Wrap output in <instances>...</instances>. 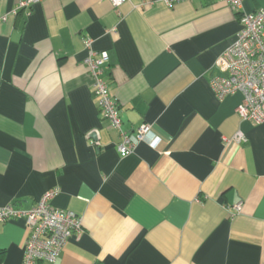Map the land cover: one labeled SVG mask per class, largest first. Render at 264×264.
<instances>
[{
	"label": "crops",
	"instance_id": "1",
	"mask_svg": "<svg viewBox=\"0 0 264 264\" xmlns=\"http://www.w3.org/2000/svg\"><path fill=\"white\" fill-rule=\"evenodd\" d=\"M21 1L0 0V207L57 188L53 205L83 219L55 263L37 264H264V124L210 85L240 13L219 0H41L15 15ZM85 38L109 55L122 129L151 125L157 149L118 153ZM26 236L24 221L0 223V264H23Z\"/></svg>",
	"mask_w": 264,
	"mask_h": 264
},
{
	"label": "built area",
	"instance_id": "2",
	"mask_svg": "<svg viewBox=\"0 0 264 264\" xmlns=\"http://www.w3.org/2000/svg\"><path fill=\"white\" fill-rule=\"evenodd\" d=\"M41 0H22L19 8L29 9ZM129 0H111L115 7H121ZM187 0H165L169 6ZM240 13V30L235 42L222 54L217 62L215 75L210 82L215 96L224 100L230 95L242 94L243 101L237 108L241 120L254 125L264 124V8L254 12H243L244 0H219ZM7 16L2 21H6ZM87 57L84 61L93 79V86L100 112L111 123L113 129L120 133V142L116 148L121 157L135 152L136 147L147 142L157 149L160 138L155 136L152 126L142 124L133 132L122 129L121 112L117 100L111 95L107 83L102 78L103 69L109 62L107 52H97L94 40L84 39ZM240 135L237 140H243ZM98 144V142H97ZM59 195V189L47 191L33 207L23 209L13 204L0 207V223L11 220L24 221L27 236L23 264L39 262L55 263L68 240L83 230V219L74 211L61 210L53 205ZM242 204L235 206L240 212Z\"/></svg>",
	"mask_w": 264,
	"mask_h": 264
}]
</instances>
